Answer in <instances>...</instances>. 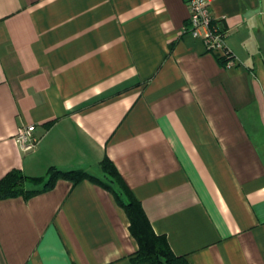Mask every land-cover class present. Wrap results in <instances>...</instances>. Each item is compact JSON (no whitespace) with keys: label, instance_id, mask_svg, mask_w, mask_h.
I'll list each match as a JSON object with an SVG mask.
<instances>
[{"label":"crops","instance_id":"crops-1","mask_svg":"<svg viewBox=\"0 0 264 264\" xmlns=\"http://www.w3.org/2000/svg\"><path fill=\"white\" fill-rule=\"evenodd\" d=\"M212 8L231 67L182 32L187 0H0V180L102 177L107 156L190 264H264V0ZM138 247L89 179L0 198V264H138Z\"/></svg>","mask_w":264,"mask_h":264},{"label":"trees","instance_id":"trees-1","mask_svg":"<svg viewBox=\"0 0 264 264\" xmlns=\"http://www.w3.org/2000/svg\"><path fill=\"white\" fill-rule=\"evenodd\" d=\"M104 176L99 177L88 171L49 169V179L42 189H27L25 181L41 180L38 177L24 175L20 171H11L0 180V198L23 195L32 197L41 191L52 188L59 178L78 183L89 179L114 193L117 202L125 209L130 220V231L138 242V249L131 255L138 264H190L183 255H177L171 248L165 235L157 234L152 227L141 201L135 196L123 176L109 157L101 162Z\"/></svg>","mask_w":264,"mask_h":264},{"label":"built area","instance_id":"built-area-1","mask_svg":"<svg viewBox=\"0 0 264 264\" xmlns=\"http://www.w3.org/2000/svg\"><path fill=\"white\" fill-rule=\"evenodd\" d=\"M213 2L214 0H187L190 15L182 32L201 39L209 52L215 54L225 66L231 67L235 54L226 40L230 30L223 26L225 16L214 14ZM35 130L36 125L33 123L18 129L15 140L22 150H32L38 144L39 137Z\"/></svg>","mask_w":264,"mask_h":264}]
</instances>
